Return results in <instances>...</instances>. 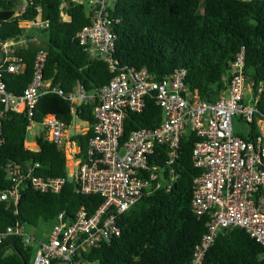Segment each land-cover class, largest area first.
Returning <instances> with one entry per match:
<instances>
[{"label": "built area", "instance_id": "obj_1", "mask_svg": "<svg viewBox=\"0 0 264 264\" xmlns=\"http://www.w3.org/2000/svg\"><path fill=\"white\" fill-rule=\"evenodd\" d=\"M61 9L68 5L62 2ZM29 0H21L15 15L26 12ZM111 0H88L90 24L76 39L92 60L99 59L116 73V35L109 8ZM41 13V9H38ZM24 31L9 39L0 38V148L5 144L4 123L15 114H25L29 129L39 128L35 144L24 148L39 149V140L55 144L77 161L67 177L38 175L40 165L8 161L3 170L10 187L0 191V201L17 207L23 187L32 186L41 193L58 194L68 182H75L82 195L100 196L102 204L92 214L82 207L71 223L61 212L49 233L41 238L16 223L0 231V245L11 237L21 238L26 247H34L31 264H93L84 253L120 236L119 218L131 211L144 197L160 190L170 191L178 175L174 164L180 157L181 140L188 132L199 141L193 149V163L200 174L193 182L192 211L206 220V230L195 247L189 264H204L219 234L236 228L246 231L264 246V114L258 117V103L264 96V83L258 88L246 76V49L236 55L227 88L213 102L203 100L198 91L186 84L187 72L176 69L170 76L156 80L147 69L122 68L105 86L88 92L81 83L66 91L45 79L48 50L38 48L34 56L31 82L22 94L8 90L7 75L26 71L25 53L38 41L30 30L45 31L49 22L35 20L21 25ZM2 55V57H1ZM55 94L68 101L74 119H80L83 105L93 104V136L85 156L73 137L69 125L56 116L34 120L41 99ZM250 94L249 102L245 98ZM149 100L163 112V121L154 129H138L123 140L129 113H142ZM249 126L256 122L259 135L245 140L234 130V118ZM168 149L164 165L158 162L160 148Z\"/></svg>", "mask_w": 264, "mask_h": 264}, {"label": "trees", "instance_id": "obj_2", "mask_svg": "<svg viewBox=\"0 0 264 264\" xmlns=\"http://www.w3.org/2000/svg\"><path fill=\"white\" fill-rule=\"evenodd\" d=\"M64 0H29L26 12L15 15L20 0H0V38L20 35L22 24L47 21L46 49L48 60L45 79L66 91L81 83L88 92L106 84L125 67L147 69L156 80L170 76L176 69L186 70V84L198 91L206 101H216L227 88L231 66L242 47L246 49V76L258 88L264 83V0H111L109 12L116 35L114 57L118 71L112 73L102 60H92L76 39L90 24V15L79 0H66L67 17H61ZM38 9H41L39 13ZM42 32V31H40ZM35 48L25 53L27 69L19 75H7L8 90L22 94L34 72ZM94 105H83L79 118L94 123ZM257 116L264 114V96L258 103ZM72 125L71 105L62 97H43L35 110L34 120L46 116ZM163 121V112L149 100L142 113H129L122 141L138 129H154ZM28 118L15 114L4 123L6 142L0 148V191L10 187L3 166L8 161L40 165L38 175L67 177L68 155L55 144L39 140L36 152L24 148ZM245 140L259 135L256 122L249 125ZM93 133L77 134L73 141L85 156ZM199 138L191 132L181 140L180 157L174 164L178 178L170 191L160 190L142 198L119 218L120 236L99 248L84 253L93 264H189L195 247L206 230V220L192 211L193 182L200 171L193 163V149ZM158 162L169 158L166 147L159 149ZM100 196L82 195L75 182H68L63 191L41 193L26 185L17 207L0 201V231L16 223L37 228L40 222H55L65 211L67 223L75 220L80 208L90 214L102 204ZM34 247L23 245L21 238L11 237L0 245V264H31ZM204 264H264V246L246 231L236 228L222 231L209 251Z\"/></svg>", "mask_w": 264, "mask_h": 264}, {"label": "rangeland", "instance_id": "obj_3", "mask_svg": "<svg viewBox=\"0 0 264 264\" xmlns=\"http://www.w3.org/2000/svg\"><path fill=\"white\" fill-rule=\"evenodd\" d=\"M21 1V0H20ZM82 1L83 4L86 6L87 10H88V0H79ZM31 34H34V36L37 39V43L32 46V48L38 49V48H46V44L48 42V35L44 34L43 31H37V30H30ZM251 96L250 94L247 95V97L245 98V102H249ZM88 124H86L85 122L81 121L80 119H74L72 125L69 127L68 130V136L69 138L74 137L75 135L79 134L82 131H85L88 129ZM82 130V131H81ZM234 130L236 132V134H246L249 130V127L242 121L241 118L239 117H235L234 118ZM39 128L34 127L32 129H29L27 131L26 134V138H25V142L28 145H33L36 142V136L39 133ZM31 151L36 152L37 149L36 148H31ZM69 159V163H68V174H71V171L74 170L75 165H77V161L73 160L71 158V156H68ZM55 222H40V224L37 226V228H32L27 226V231L32 234V235H36L39 238L42 237L43 234L49 233L52 228L54 227Z\"/></svg>", "mask_w": 264, "mask_h": 264}, {"label": "crops", "instance_id": "obj_4", "mask_svg": "<svg viewBox=\"0 0 264 264\" xmlns=\"http://www.w3.org/2000/svg\"><path fill=\"white\" fill-rule=\"evenodd\" d=\"M61 17L64 18V19L67 17V6L66 7L64 6V9H62V11H61ZM249 133H250V130H248V132L245 135H248Z\"/></svg>", "mask_w": 264, "mask_h": 264}, {"label": "water", "instance_id": "obj_5", "mask_svg": "<svg viewBox=\"0 0 264 264\" xmlns=\"http://www.w3.org/2000/svg\"><path fill=\"white\" fill-rule=\"evenodd\" d=\"M1 57H2V55H1Z\"/></svg>", "mask_w": 264, "mask_h": 264}]
</instances>
